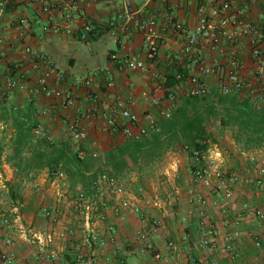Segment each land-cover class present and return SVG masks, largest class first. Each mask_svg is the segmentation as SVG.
<instances>
[{
    "label": "crops",
    "instance_id": "obj_1",
    "mask_svg": "<svg viewBox=\"0 0 264 264\" xmlns=\"http://www.w3.org/2000/svg\"><path fill=\"white\" fill-rule=\"evenodd\" d=\"M45 1L0 0V140L4 148L0 159V179L9 187L8 192H0V255H14V264H106L107 257L111 258L112 264H151L157 253H161L163 259L156 264H210L215 260L221 264H264V223L245 218L238 226L232 225L243 214L244 204L264 210V195L253 185L237 182L231 186V194L221 199L214 193L216 191L195 184L190 170L197 163L183 147H177L149 162L158 172L150 176L152 188L145 192L143 206L149 207L157 200L162 202V210H155L158 222L156 230L152 221L143 222L140 215L130 214L126 220L117 219L110 209L113 202L101 200L94 213L99 215L107 210L109 221L114 223L117 230L116 242L106 248L83 246L85 220L73 205L76 189L71 186L67 174L59 171L52 177L49 170L43 168L17 175L13 168L14 162L8 161L16 134L14 118L21 116L38 123L37 130L41 133L37 135L35 131L36 136L56 146L70 145L73 150L79 146L85 150L88 157L84 161L91 164L92 168L87 175L97 173L99 176L102 171L100 162L93 159L91 154L98 152L107 160L110 152L130 139L120 131L106 130L101 112L91 120L81 118L83 112L96 106V102L89 97V91L96 94L99 101L112 102L120 97L124 107L134 114L140 117L151 114L158 121L160 111L170 107L164 79L177 67L184 69L186 78L171 89L175 103L188 96L191 78L204 76L200 67L214 63L224 66L228 72L232 70L234 62H238L243 76L255 84L264 85L260 63L253 55L256 46L264 52V0H255L248 11H242L241 0L234 3L240 16L255 25V33L240 36L234 43L224 42L218 49H213L210 40L201 37L191 55H185V38L174 33L168 16H173L175 21L194 30L199 24L198 7L202 4L211 5V2L219 6L223 0H168L164 13L157 14L159 30L166 32L167 39L155 61L148 57L143 35L133 25H130L129 30L124 29L125 4L130 2L134 8L141 9L145 16H152L160 4L158 0H55L52 14L43 11ZM75 6L78 11H75ZM69 16H74L70 25L75 31L74 35L44 30L53 24L66 26ZM219 19L217 17L215 21ZM87 24L101 28L104 33L88 43L80 41L77 33ZM111 44L115 47L111 48ZM28 48L45 53L54 63L56 73L47 78V87L63 95L70 92L73 95L71 105L65 106L64 98L47 96L41 90L40 81L46 77L48 68L38 64L26 51ZM113 54L136 58L145 63L146 69L122 68L111 60ZM87 77L94 78L90 86L84 82ZM10 79L15 82L14 86L10 85ZM204 79L210 93L219 91L221 78L217 74H209ZM111 81L114 86L108 88ZM151 96L160 100V107L151 105ZM74 124L87 132L85 140H76L70 134L69 128ZM142 124L145 125V122ZM208 132L211 136L209 149L223 152L222 166L228 178L238 177L241 180L247 173L256 176V168L264 159V149L241 151L235 143L233 131L222 128L218 122L210 123ZM224 136L225 141H221ZM231 153L236 158H231ZM141 165L118 179L121 181L126 177H135L133 181L138 187L144 176ZM108 171L113 175L109 165ZM63 182L69 183L70 189H65L67 195L58 202L56 185L60 186ZM49 186L55 192L47 189ZM128 190L132 194L138 193ZM200 195L211 204L208 207L211 222L219 233L227 234L235 230L242 233L235 261L223 251L222 246L216 250L194 247L193 244L204 233L199 227L197 200ZM214 201L221 202V208L218 207L220 210L212 206ZM55 204L62 210L57 226L44 213L47 205ZM101 227L104 228V225L101 224ZM140 230L153 233V249L145 253L140 250L142 244L137 235ZM54 231L64 233L65 237H56L54 246L48 248L46 253L41 252L34 235ZM249 232H256L262 237L261 249H257L253 240L247 237ZM10 236L14 240L7 245L5 240ZM171 242L176 249H168ZM52 251L56 254L55 258L49 257ZM79 255L84 256L81 262L76 260Z\"/></svg>",
    "mask_w": 264,
    "mask_h": 264
},
{
    "label": "built area",
    "instance_id": "obj_2",
    "mask_svg": "<svg viewBox=\"0 0 264 264\" xmlns=\"http://www.w3.org/2000/svg\"><path fill=\"white\" fill-rule=\"evenodd\" d=\"M11 1L17 2V0ZM158 1L160 4L155 8V14L152 16H145L141 9L134 8L130 2H126L125 4L126 16L124 29L129 30L131 28L130 25H133L134 29L143 35L148 57L152 61L158 59L160 49L167 39L166 32L164 30H159L157 14L164 13L168 0ZM238 1L240 0H223L219 6L213 5L212 2L211 5H200L198 7L199 24L194 30L175 21L173 16H168V22L170 26H172L174 33L185 38V55H191L193 53V50L198 45L201 37L210 40L213 49H218L224 42L234 43L240 36H249L257 31L252 22L245 20V18L238 13L236 9L237 7L234 4ZM241 1L242 11H248L255 0ZM54 5L55 0H46L43 4V11L46 14H52ZM74 9L75 11H78L76 6ZM217 17H220V19L216 22L215 18ZM73 21L74 16H69L66 26L53 24L45 27L44 30L47 32L74 35L75 31H73L70 26ZM103 33L104 30L101 28L95 27L92 24H87L77 34L80 41L88 43L94 38L101 36ZM26 51L32 55L38 64H43L48 68L46 77L40 81L41 90L46 93L47 96L56 95L64 98L65 106L71 105L73 103V95L70 92L63 95L62 92H53L47 87V78L56 73L54 63L41 51L32 50L30 48ZM253 55L260 63V73L264 74L263 50L256 46L253 49ZM111 60L122 68L130 70L146 69L145 63L136 58L122 57L118 54H113ZM240 68L241 66L238 62H234L232 70L228 72H226L224 66L219 63H214L210 66H201L200 70L204 76L202 78H191V87L188 90V95L200 97L207 96L210 92L208 84L204 78L209 74H217L221 78L219 84L220 93L224 95L231 93L246 94L247 96H250L256 108H263L264 85L259 83L255 84L249 81L248 78L240 73ZM177 78L181 79V75H178ZM93 81V77H87L84 82L86 86H90ZM166 82L167 79L165 78L164 84H166ZM10 85H15V82L12 79H10ZM107 86L108 88H112L114 82H109ZM89 97L96 102V106L81 114V118L84 120H91L101 112L106 130L112 132L120 131L130 140H139L147 136L151 130L155 129L157 121L154 116L147 114L144 117H140L137 114H134L124 107V103L120 97L115 98L112 102L103 100L99 101L98 96L92 91H89ZM167 97L170 107L161 110V114L164 118H169L170 112L175 106V95L169 93ZM149 100L152 106L160 107V100L155 96L149 97ZM142 122H145V125H143ZM69 132L76 140H85L87 138V132L83 128L79 129L77 124L72 125L69 128ZM40 133V130H36L37 135H40ZM184 149L187 153L190 152L189 148L185 147ZM75 151L80 160L84 161L87 159L88 154L81 147H75ZM192 154V158L197 163V166L190 170L192 181L203 188L216 191L214 193H217L221 199H223L224 195L231 194V186L237 182H242L245 185H253L264 195V159L256 168L257 174L255 177H252L247 173V175L240 180L238 177L231 179L228 178L227 172L222 166L224 156L223 152L220 150L213 151L208 149L205 152L193 151ZM91 157L100 162V169L102 171L97 180L93 183L92 194L89 195L81 186H78L73 201V205L83 214L85 220V229L82 237L83 246L88 248H106L110 244L115 243L117 239V230L114 223L109 221L108 211L106 210L99 215L94 213L96 208H94L92 203L95 198H100V200L103 201L107 199L112 201L113 205L110 209L117 219L126 220L130 214L140 215L143 222L149 223L152 221L154 225L153 227L156 230L155 226L158 222L156 219L157 212L155 210H162V202L157 200L154 204H150L149 207H144L143 196L145 195V192L142 188H139L137 194H132L118 178L109 173L107 160L105 158L101 157L98 152H93ZM59 187L58 202L65 198L67 195L65 189L69 190L70 185L67 182H63ZM198 197L197 202L199 204L200 212L199 227L204 233L202 238L193 244L194 247L201 250H216L219 246H222L223 251L228 254L232 261H235L238 256L237 249L242 233L238 230L227 234L219 233L215 225L211 222V215L208 211V207L211 204L204 196L200 195ZM220 204V201H214L212 206L221 208ZM222 209H224V213L227 215L224 206H222ZM218 210L220 209L218 208ZM44 213L54 226L59 225V218H61L62 210H60L58 204L53 206L47 205L44 208ZM245 218L264 223V210L260 207H251L248 204H244L243 214L239 215L236 221L232 222V225L238 226L245 220ZM101 224L104 225V228L101 227ZM155 230L153 229V231ZM137 235L142 244V247L140 248L142 253L153 249V233L146 230H140ZM56 237L63 238L65 237V234L60 231H56L55 233L54 231L46 234L34 235L36 244L43 253H46L48 248L54 246ZM221 237L222 239H220ZM247 237L253 240L254 246L257 249L262 248L263 239L258 233L249 232L247 233ZM13 240L14 238L10 236L5 240V243L10 245L13 243ZM168 249H176L175 244L173 242L169 243ZM49 257L55 258V252H50ZM83 259L84 256L79 255L76 260L81 262ZM162 259L163 255L157 253L153 256L151 264H156V262H159ZM14 262V255L9 253H3L0 255V264H14ZM105 262L106 264H112L110 257H107ZM210 264H221V262L215 260Z\"/></svg>",
    "mask_w": 264,
    "mask_h": 264
},
{
    "label": "trees",
    "instance_id": "obj_3",
    "mask_svg": "<svg viewBox=\"0 0 264 264\" xmlns=\"http://www.w3.org/2000/svg\"><path fill=\"white\" fill-rule=\"evenodd\" d=\"M178 75L181 79L177 78ZM185 78L186 72L181 67L171 72L167 78V96ZM241 94L224 95L218 91L205 97L188 95L181 98L175 103L169 118L160 113L155 129L147 136L130 140L109 153L107 160L113 176H124L139 167L141 160L153 162L177 147L189 148L190 157L193 151H207L211 142L208 125L212 122L231 129L241 151L264 149V107L256 108L250 96ZM20 117L14 118L16 134L8 157L9 162H14L17 175L47 168L53 177L61 171L68 175L73 188L81 185L85 192L92 194L98 174L87 175L92 170L91 164L80 160L70 145L56 146L36 136L38 123L32 122L31 118ZM3 151L0 140V159Z\"/></svg>",
    "mask_w": 264,
    "mask_h": 264
},
{
    "label": "rangeland",
    "instance_id": "obj_4",
    "mask_svg": "<svg viewBox=\"0 0 264 264\" xmlns=\"http://www.w3.org/2000/svg\"><path fill=\"white\" fill-rule=\"evenodd\" d=\"M95 46H96V44H95ZM110 47L111 48H114L115 45L111 44ZM221 141H225V136L223 138H221ZM218 142L220 144V141H218ZM233 156L236 158V156L234 155V153H231L230 154V157L232 158ZM141 168H142V170H141L142 172L141 173H143L144 176H143V179L140 182V184H139L138 187L139 188H142L144 192H147L148 190L150 191L151 188H152L151 182H150V179H151L150 176H151V174L153 175L156 172H158V170L157 169L155 170L154 169V165L153 164H149V162H147L146 160L142 161ZM134 173H136V170H135ZM133 180H135V177H126L125 179H121V181L126 185L127 188L131 189V191L138 192L139 188L135 186L136 183ZM7 185L8 184H6V182H3L0 179V192H8L9 187ZM30 186L33 187V184L31 183ZM56 187H57V189L59 191V188L60 187L58 185H56ZM47 189L52 190L51 192H55V189L54 188H51L50 186ZM100 202H101L100 198H95L93 200V203H92L94 205V208H97L98 205L100 204ZM72 210H73V208H72Z\"/></svg>",
    "mask_w": 264,
    "mask_h": 264
}]
</instances>
